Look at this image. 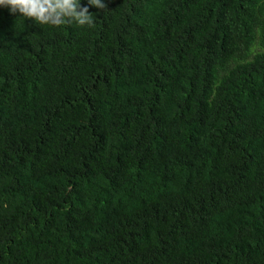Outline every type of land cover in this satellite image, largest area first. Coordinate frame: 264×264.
I'll list each match as a JSON object with an SVG mask.
<instances>
[{"label":"trees","instance_id":"trees-1","mask_svg":"<svg viewBox=\"0 0 264 264\" xmlns=\"http://www.w3.org/2000/svg\"><path fill=\"white\" fill-rule=\"evenodd\" d=\"M102 2L0 7V264H264V0Z\"/></svg>","mask_w":264,"mask_h":264},{"label":"clouds","instance_id":"clouds-1","mask_svg":"<svg viewBox=\"0 0 264 264\" xmlns=\"http://www.w3.org/2000/svg\"><path fill=\"white\" fill-rule=\"evenodd\" d=\"M87 4L106 9L102 0H87ZM0 7H7L10 13H18L39 25L95 27L93 13L87 5L82 6L80 0H0Z\"/></svg>","mask_w":264,"mask_h":264}]
</instances>
